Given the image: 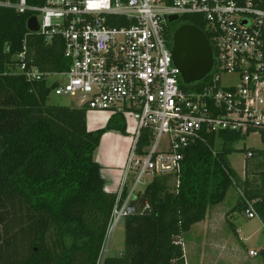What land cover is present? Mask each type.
Masks as SVG:
<instances>
[{
	"label": "trees",
	"instance_id": "1",
	"mask_svg": "<svg viewBox=\"0 0 264 264\" xmlns=\"http://www.w3.org/2000/svg\"><path fill=\"white\" fill-rule=\"evenodd\" d=\"M30 16L0 8V264H95L116 195L105 192L94 154L104 134L126 136L125 123L112 116L105 127L88 131L86 110L47 105L46 82H28L14 74V58L23 43L28 66L43 74L66 71L70 65L60 37L46 44L39 35H27ZM183 24L204 30L199 17H182L170 25L169 43ZM207 82H180L179 88L199 91ZM249 135L206 134L204 141L189 146L178 188L169 185L168 176L152 180L139 200L150 211L124 219L123 249L104 264H184L177 238L202 222L207 210L239 184L228 156L236 152L231 145ZM260 140L261 150H241L248 155L245 168L251 157L264 156V131ZM148 143L144 131L137 153ZM259 180L254 190L244 180L242 194L253 202L264 227V167ZM237 208L243 210L244 204L232 211ZM258 254L264 264V246Z\"/></svg>",
	"mask_w": 264,
	"mask_h": 264
},
{
	"label": "built area",
	"instance_id": "2",
	"mask_svg": "<svg viewBox=\"0 0 264 264\" xmlns=\"http://www.w3.org/2000/svg\"><path fill=\"white\" fill-rule=\"evenodd\" d=\"M0 8L35 17L38 31L27 35L46 44L60 37L70 63L66 71L43 74L28 66L23 43L14 74L46 82L50 94L79 102L75 109L122 117L126 132L132 120L129 157L95 264L108 257L118 223L150 211L139 200L155 177L168 176L178 188L189 146L206 134L264 131V0H0ZM174 15L199 17L212 45L213 69L199 91L179 88L168 41ZM233 73L238 84L223 86L222 75ZM144 131L149 143L138 154ZM242 203L247 219L257 217L253 202L243 197Z\"/></svg>",
	"mask_w": 264,
	"mask_h": 264
},
{
	"label": "rangeland",
	"instance_id": "3",
	"mask_svg": "<svg viewBox=\"0 0 264 264\" xmlns=\"http://www.w3.org/2000/svg\"><path fill=\"white\" fill-rule=\"evenodd\" d=\"M223 86L238 84L237 74H223L221 77ZM47 105L73 108L80 106L70 97H59L50 94L47 98ZM89 117V116H88ZM127 132L125 137H129L132 120H126ZM106 138L100 140L99 146L106 144ZM219 146V145H218ZM236 152L228 156V162L232 169L235 170L240 178L237 186L231 188L225 200L211 208V219L214 228H209L202 235L199 234L200 226L192 227L189 232L181 235L177 240L183 244L186 260L190 262H200L201 264H262L259 257V251L264 246V227L262 221L257 216L253 219H247L241 208H236L242 204L244 197L242 192L245 190L243 181L250 183L249 188H258L260 184L259 174L263 171L264 156L251 157L247 162V153L241 150L258 151L263 148L258 133L250 134L248 137L241 139L231 145ZM97 151V150H96ZM95 151V152H96ZM95 156V154H94ZM95 159V158H94ZM172 185V182H169ZM236 230L240 234H236ZM124 227L120 222L114 228L108 245L107 256L115 257L123 249ZM187 247H186V245ZM251 251L257 253L256 257L249 255ZM199 253H202L199 254ZM200 255V256H199ZM200 257V259H198Z\"/></svg>",
	"mask_w": 264,
	"mask_h": 264
},
{
	"label": "water",
	"instance_id": "4",
	"mask_svg": "<svg viewBox=\"0 0 264 264\" xmlns=\"http://www.w3.org/2000/svg\"><path fill=\"white\" fill-rule=\"evenodd\" d=\"M177 16H170L169 22H178ZM26 29L38 31L35 17L26 22ZM171 56L175 68L178 69L183 85L200 83L211 73L214 65L212 45L206 34L198 27L183 24L176 28L171 37Z\"/></svg>",
	"mask_w": 264,
	"mask_h": 264
},
{
	"label": "crops",
	"instance_id": "5",
	"mask_svg": "<svg viewBox=\"0 0 264 264\" xmlns=\"http://www.w3.org/2000/svg\"><path fill=\"white\" fill-rule=\"evenodd\" d=\"M109 118L110 117L106 113H86V128L88 131L101 129L105 127ZM105 137H107L105 140L106 144L104 146L97 147L94 160L101 168L100 174L104 181L105 192L116 194L123 179L124 168L126 166L131 148V139L116 132H108L104 134L101 137V140H103ZM210 216L211 208L207 210L205 219L202 222L197 223L198 226H204L203 228L200 226L199 234L202 235L205 231L209 230V228H214L212 226V221L207 223V219H211ZM195 226L197 225L195 224L192 227ZM236 234L239 236L240 231L236 230ZM199 254L202 255V253ZM198 259H200V257H198ZM188 260H186L187 264H201L200 262L192 263Z\"/></svg>",
	"mask_w": 264,
	"mask_h": 264
}]
</instances>
